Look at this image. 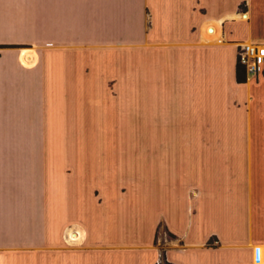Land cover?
<instances>
[{
	"label": "crops",
	"instance_id": "obj_1",
	"mask_svg": "<svg viewBox=\"0 0 264 264\" xmlns=\"http://www.w3.org/2000/svg\"><path fill=\"white\" fill-rule=\"evenodd\" d=\"M47 21L45 74L38 0H0V264H264V71L235 76L237 45L264 42V0H47ZM56 24L80 43L57 77ZM102 33L112 48L80 42ZM77 55L122 59L141 204L121 184L88 203L71 168L57 188L46 170L39 129Z\"/></svg>",
	"mask_w": 264,
	"mask_h": 264
},
{
	"label": "rangeland",
	"instance_id": "obj_2",
	"mask_svg": "<svg viewBox=\"0 0 264 264\" xmlns=\"http://www.w3.org/2000/svg\"><path fill=\"white\" fill-rule=\"evenodd\" d=\"M38 4L40 73L46 74L48 36L50 37L47 0H38ZM57 27L56 24L54 33L56 77L57 73L62 71L63 57L66 62L70 59L68 52L72 49L68 48H74L80 44L74 32H66L64 35L68 37L63 39V34L57 31ZM102 34L103 39L94 40L87 36L80 42L83 46L112 48L115 45L114 40L110 42L108 36L105 33ZM63 47L67 48L66 56H62V51L57 52V48ZM76 59L75 65L71 66V69L75 71L73 76L79 78L78 75L85 73L88 80L94 77L95 79L88 83L93 90H100V96H95V92L88 89L75 91L80 89L79 84L85 85L86 79L80 81L79 78L80 83L78 80L75 81L73 76L67 75L68 78L66 76L62 82L58 81L61 85H65L66 89L62 93L59 92V96L56 95L54 112L50 111L49 116L45 114L44 124L39 129V150L44 156L46 165L48 163L46 170L50 168L51 173L54 169L57 188L62 178L59 175H63L64 166V170L71 168L70 175L64 176L62 181L68 186L70 184L82 186L88 203L92 199L91 189L95 192V188L92 187H100L105 195L115 193L116 188L121 184L128 191L124 194V201L134 199L138 200L136 203L141 204L143 196L142 129L127 127L126 97L125 95L116 96L118 88L126 87L125 84V86L123 84L118 86L120 83L118 77L125 76L122 59L106 55L98 58H83L84 63H80V56L77 55ZM58 62H60L59 65ZM121 93L124 94V92ZM47 178H49L47 175L42 176L40 173V185L46 184ZM158 232L163 234L161 227L158 228Z\"/></svg>",
	"mask_w": 264,
	"mask_h": 264
},
{
	"label": "built area",
	"instance_id": "obj_3",
	"mask_svg": "<svg viewBox=\"0 0 264 264\" xmlns=\"http://www.w3.org/2000/svg\"><path fill=\"white\" fill-rule=\"evenodd\" d=\"M236 62L247 77H256L264 71V42H242L236 48ZM257 255L256 260H258Z\"/></svg>",
	"mask_w": 264,
	"mask_h": 264
},
{
	"label": "trees",
	"instance_id": "obj_4",
	"mask_svg": "<svg viewBox=\"0 0 264 264\" xmlns=\"http://www.w3.org/2000/svg\"><path fill=\"white\" fill-rule=\"evenodd\" d=\"M235 76L238 81H242L244 79L243 68L238 63H236Z\"/></svg>",
	"mask_w": 264,
	"mask_h": 264
}]
</instances>
